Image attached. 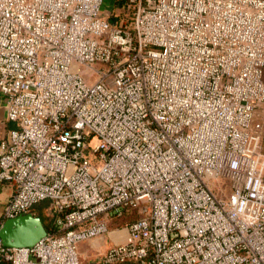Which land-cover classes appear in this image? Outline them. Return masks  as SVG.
<instances>
[{"label":"built area","instance_id":"obj_1","mask_svg":"<svg viewBox=\"0 0 264 264\" xmlns=\"http://www.w3.org/2000/svg\"><path fill=\"white\" fill-rule=\"evenodd\" d=\"M105 1L0 0L2 222L56 215L0 264H264V0Z\"/></svg>","mask_w":264,"mask_h":264},{"label":"rangeland","instance_id":"obj_2","mask_svg":"<svg viewBox=\"0 0 264 264\" xmlns=\"http://www.w3.org/2000/svg\"><path fill=\"white\" fill-rule=\"evenodd\" d=\"M123 1L124 0H106L102 10L108 15H114L115 12H121ZM259 109L260 111L255 114L254 131L262 136L264 150V105H261ZM220 186L221 183L217 182L216 189H219ZM46 211H48L47 204L40 207V212L42 214L47 213ZM135 218H137V216H132L130 218V215H125L123 219L117 220V222L112 226V229L123 226L122 224H125L126 221L134 220ZM111 246H113V243L110 235H106L100 240L82 242L78 246V254L81 261L102 264L104 262V257Z\"/></svg>","mask_w":264,"mask_h":264},{"label":"water","instance_id":"obj_3","mask_svg":"<svg viewBox=\"0 0 264 264\" xmlns=\"http://www.w3.org/2000/svg\"><path fill=\"white\" fill-rule=\"evenodd\" d=\"M46 235V227L34 213L8 219L0 225V238L8 247L31 248Z\"/></svg>","mask_w":264,"mask_h":264},{"label":"crops","instance_id":"obj_4","mask_svg":"<svg viewBox=\"0 0 264 264\" xmlns=\"http://www.w3.org/2000/svg\"><path fill=\"white\" fill-rule=\"evenodd\" d=\"M258 111H260V109H257L256 113ZM15 128H16V125L7 120L6 111L4 109H0V143L2 140L6 139L10 131ZM14 192H15L14 185L8 184V183L0 185V211H1L0 212V223L2 222L3 210L6 204L9 202V200L13 196ZM111 241L113 244L117 243V242H114L112 239Z\"/></svg>","mask_w":264,"mask_h":264},{"label":"trees","instance_id":"obj_5","mask_svg":"<svg viewBox=\"0 0 264 264\" xmlns=\"http://www.w3.org/2000/svg\"><path fill=\"white\" fill-rule=\"evenodd\" d=\"M45 204H47L48 211H46L47 213L42 214L40 212V207H43ZM51 206L52 205H51L50 201H45V202H42V203L38 204L37 206H35V208L32 211V213H34L36 216L41 218L44 226L47 229V232H50L53 229L54 222L56 219V215H55Z\"/></svg>","mask_w":264,"mask_h":264},{"label":"bare ground","instance_id":"obj_6","mask_svg":"<svg viewBox=\"0 0 264 264\" xmlns=\"http://www.w3.org/2000/svg\"><path fill=\"white\" fill-rule=\"evenodd\" d=\"M110 237L114 242L123 243L126 241V232L125 231H112Z\"/></svg>","mask_w":264,"mask_h":264}]
</instances>
